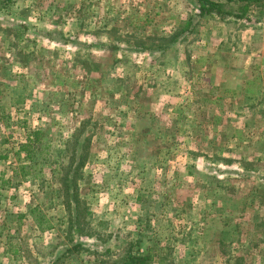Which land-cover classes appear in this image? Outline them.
<instances>
[{"label": "rangeland", "instance_id": "374dc122", "mask_svg": "<svg viewBox=\"0 0 264 264\" xmlns=\"http://www.w3.org/2000/svg\"><path fill=\"white\" fill-rule=\"evenodd\" d=\"M52 222L58 264H264V0H0V264Z\"/></svg>", "mask_w": 264, "mask_h": 264}, {"label": "crops", "instance_id": "0c3cea01", "mask_svg": "<svg viewBox=\"0 0 264 264\" xmlns=\"http://www.w3.org/2000/svg\"><path fill=\"white\" fill-rule=\"evenodd\" d=\"M54 205H57V206H61V204L59 203V204H53V206ZM63 206L65 207V204H63ZM60 209V208H59ZM51 214H53V213H51ZM66 214H67V211L65 210V208H64V210H63V214H62V223L63 224H68V221H66L67 219H65L66 218ZM55 216L56 215H51V216H49V217H47L49 220H54L55 219ZM68 216H70V214L68 215ZM45 217V216H44ZM75 218V219H78V217H79V215H78V213H75V214H73V215H71L70 216V218ZM70 218H69V224H72V223H70ZM60 221V220H59ZM58 221V222H59ZM58 222L55 224L54 222H52L51 224L52 225H49V229H48V231H47V235H49L50 234V240H51V243H52V246H51V253H50V257H49V262H50V264H58L59 262H61V261H63V260H65L69 255H70V260H71V262H77L78 263V259H77V255H76V253H79V251H77V252H75V253H73V254H71L72 253V251H73V247H71L70 246V244L68 245H61L60 244V241H56V240H54V238L57 236V235H55V232H58L59 231V228H61V225H59L58 224ZM78 227H80V226H77V228H74V229H76V232H79V229H78ZM75 232V233H76ZM57 234V233H56ZM63 246V247H60V246ZM65 246V247H64ZM145 247L146 246H144L143 245V247H141V249H142V251L145 249ZM150 249H151V247H148L147 246V250L145 251V252H143V253H139V255L141 254V255H146V253L148 252L149 253V251H150ZM130 250H131V253H132V248H130ZM81 253H82V251H81ZM147 253V254H148ZM135 254V253H134ZM75 256H76V258H75ZM131 258V257H130ZM131 260V259H130ZM72 263V264H73ZM128 262H125V263H123V264H127Z\"/></svg>", "mask_w": 264, "mask_h": 264}, {"label": "trees", "instance_id": "16d2710c", "mask_svg": "<svg viewBox=\"0 0 264 264\" xmlns=\"http://www.w3.org/2000/svg\"><path fill=\"white\" fill-rule=\"evenodd\" d=\"M203 2L206 3H211L212 0H202ZM212 7H203V9L200 12V15H204V14H212ZM40 135H41V131L37 130V131H33L30 133V135L28 136V140L24 143H21L20 145V151H24L26 153V156H31L32 152L34 151V145L36 143H39L40 141ZM27 166L25 164L20 166L21 169V173L23 175H27L28 171H25V168ZM131 260L128 261L127 264H149L152 260V257L150 254H146V255H137V256H133L130 258ZM240 260H243V257L239 258ZM239 260V261H240Z\"/></svg>", "mask_w": 264, "mask_h": 264}]
</instances>
